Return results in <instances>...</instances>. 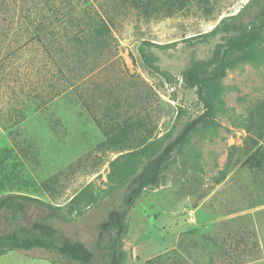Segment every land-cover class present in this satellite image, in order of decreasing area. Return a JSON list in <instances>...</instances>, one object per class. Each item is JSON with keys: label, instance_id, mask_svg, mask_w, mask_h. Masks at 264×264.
Listing matches in <instances>:
<instances>
[{"label": "rangeland", "instance_id": "rangeland-1", "mask_svg": "<svg viewBox=\"0 0 264 264\" xmlns=\"http://www.w3.org/2000/svg\"><path fill=\"white\" fill-rule=\"evenodd\" d=\"M88 1L112 28L111 49L101 64L88 66L57 93L51 81L62 76L41 45L23 31L22 2L0 0V160L5 159L8 171L25 174L38 185L58 175L59 195L28 190L54 204H66L93 182L101 194L97 204L73 221L51 222L96 252L91 264H108L96 244L111 218L126 208L137 179L103 194L109 189L110 162L120 154L112 150L103 128L110 133L114 122H127L123 130L138 144L167 134L174 137L188 119L203 113L196 90L184 85L181 73L192 59L209 58L220 37L197 44L189 39L211 31L248 0H210L209 11L203 2L190 0L184 10L151 17L129 4L113 6L121 0ZM145 41L152 43L145 47L157 64L174 75L173 83L147 68L141 56ZM223 85L230 110L218 116V129L194 134L167 170L165 182L145 190L127 211L126 264H148L150 259L155 264H264V169L242 166L259 147L264 151V137L252 140L245 128L233 123L264 99V61L229 70ZM50 91L55 97L42 99ZM181 109L185 112L178 120ZM18 145L28 149L27 156ZM44 213L42 207L31 206L23 222ZM5 225L0 222V228ZM234 232L251 235L258 254L241 263L224 258L222 241ZM0 264L81 263L34 248L9 251L0 256Z\"/></svg>", "mask_w": 264, "mask_h": 264}, {"label": "trees", "instance_id": "trees-1", "mask_svg": "<svg viewBox=\"0 0 264 264\" xmlns=\"http://www.w3.org/2000/svg\"><path fill=\"white\" fill-rule=\"evenodd\" d=\"M20 1L23 31L29 36V41L41 45L45 56L54 62L62 76H58L56 82L51 81L53 91L59 93L66 89L67 83L70 84L73 79L80 77L79 73L84 74L83 70L88 66L92 67L96 63L99 65L106 58L113 42L112 28L108 20L95 10L88 0ZM199 1L204 3L206 10H210V0ZM189 2L190 0H121L120 4L116 2L113 6L129 4L140 10L144 16L151 17L160 11L172 15L176 11L184 10ZM216 37H220V41L216 44L213 54L207 59H192L181 73L184 85L196 90L204 111L188 119L176 136L167 134L157 140L143 139L136 144L134 142L138 139L123 130L125 124H128L119 122L120 117L116 116L118 122L112 124L114 130L110 133L100 123L112 150L120 152L110 162L109 189L104 190L103 194L112 192L133 177L137 179L127 196L126 208L111 218L107 223V230L101 232L96 244L98 249L105 251L108 264H126L124 238L129 226L125 217L135 200L145 190L165 182L167 170L175 163L177 154L189 144L194 134L217 130L220 126L218 116L221 113H229L223 85L228 71L244 63L264 61V0H248L237 13L223 17L211 31L193 36L189 41L191 44H197ZM148 44L152 43L145 41L141 46L145 65L155 74L173 83L174 75L157 64V57L145 47ZM20 46L21 44L17 49ZM71 58L76 64L70 62L73 61ZM46 80L44 78L42 83H46ZM77 94L79 98H83L79 91ZM54 97L50 91L42 99L51 100ZM184 112V109L180 110L178 120ZM233 123L245 128L252 140L255 137H264V99L247 114L233 119ZM6 129L12 132L11 127ZM18 147L19 149H16L27 156L28 149L21 145ZM4 163L5 159L2 157L0 222L6 225L0 228V256L14 249L44 248L81 264H91L96 252L82 240L66 236L51 220L55 218L65 222L73 221L77 215L97 204L101 194L95 190V184L90 182L64 205L54 204L28 190L57 196L58 175L38 185L25 174L17 176L14 171H8ZM242 166L251 171L264 169V151L261 147L252 152L242 162ZM228 167L230 168L229 165ZM16 186L21 189L16 190ZM31 206L42 207L45 213L30 222H23ZM221 250L224 258L229 259L230 263H241L258 254L259 247L251 235L234 232L229 233L222 241ZM148 264L155 262L150 259Z\"/></svg>", "mask_w": 264, "mask_h": 264}]
</instances>
